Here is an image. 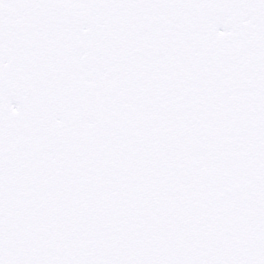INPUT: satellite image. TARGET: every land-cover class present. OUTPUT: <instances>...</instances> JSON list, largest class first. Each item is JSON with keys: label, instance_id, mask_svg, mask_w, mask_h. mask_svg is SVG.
<instances>
[{"label": "snow or ice", "instance_id": "1", "mask_svg": "<svg viewBox=\"0 0 264 264\" xmlns=\"http://www.w3.org/2000/svg\"><path fill=\"white\" fill-rule=\"evenodd\" d=\"M0 264H264V0H0Z\"/></svg>", "mask_w": 264, "mask_h": 264}]
</instances>
